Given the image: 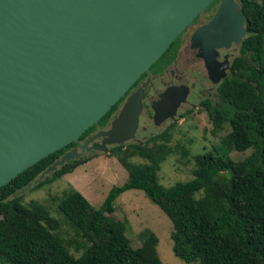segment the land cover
I'll use <instances>...</instances> for the list:
<instances>
[{"label":"trees","instance_id":"16d2710c","mask_svg":"<svg viewBox=\"0 0 264 264\" xmlns=\"http://www.w3.org/2000/svg\"><path fill=\"white\" fill-rule=\"evenodd\" d=\"M240 2L247 29L241 52H249L256 66L243 67V73L219 85L218 105L202 103L215 128L228 123L231 131L214 152L194 157V177L169 188L159 184L158 171L168 151L157 141L169 140L167 130L149 140L151 148L140 144L112 147L110 155L128 172V181L113 186L99 208L74 188L56 205L76 236L87 243L76 241L74 247L81 252L75 255L59 236L57 219L42 205L26 207L20 195L29 185L34 192L71 173L78 161L33 184L73 143L0 188V260L6 264H162L155 234L134 248L126 235L128 220L108 217L121 194L140 190L172 223V252L185 263L264 264V0ZM179 45L177 37L150 71L160 72L171 64ZM121 101L79 140L105 127ZM247 150L250 154L241 161L229 157L230 151ZM135 156L146 162H130Z\"/></svg>","mask_w":264,"mask_h":264},{"label":"water","instance_id":"95a60500","mask_svg":"<svg viewBox=\"0 0 264 264\" xmlns=\"http://www.w3.org/2000/svg\"><path fill=\"white\" fill-rule=\"evenodd\" d=\"M213 1L0 0V188L78 144ZM231 8L233 0H221L194 38L209 43L222 23L230 31ZM213 62L206 60V68L215 82ZM187 94L184 86L160 95L159 106L172 103L168 114L153 107L154 123L173 118ZM143 98L141 89L131 93L109 129L93 135L80 153L64 154L33 184L78 159L95 139L102 142L92 149L104 152L134 140Z\"/></svg>","mask_w":264,"mask_h":264},{"label":"rangeland","instance_id":"374dc122","mask_svg":"<svg viewBox=\"0 0 264 264\" xmlns=\"http://www.w3.org/2000/svg\"><path fill=\"white\" fill-rule=\"evenodd\" d=\"M183 59L179 62L177 70L187 74V78L192 84L194 80L191 67L186 68ZM203 86L208 89L209 84L204 81ZM190 101L198 104V100L190 99ZM180 113L181 116L176 121L166 122L161 126L156 125L149 117H143L137 137L139 142L136 144L151 148L153 142H149V140L152 136L168 131V141L163 139L157 141V145H164L168 151L158 171V182L166 188L178 182L191 180L196 168L194 157L214 152V148L220 147L222 139L231 131L228 123L215 128L205 108L200 105H196L193 109L191 106H184ZM77 145L79 147L80 142ZM93 150L94 154L96 152L97 154L84 160L71 173L64 175L59 180L34 192L29 189L20 192L22 203L26 207L42 205L52 217L57 219L60 224L57 232L65 243L69 244L70 252L75 255L81 252V249L76 251L75 242H80L84 246L87 243L81 237L76 236L62 215L59 214L56 207L58 201L69 189L74 188L94 208H99L113 186H120L129 179L128 172L116 157L110 155L109 148L107 152ZM250 152V150L245 152L230 151L229 157L237 162L247 157ZM129 161L134 164L146 162L138 156L130 158ZM108 217L119 221L124 218L128 220L126 235L134 248H139L147 235L155 234L158 238L156 251L162 264H198V260L185 263L174 255L170 239L172 223L156 205L148 200L143 191L129 190L121 194L115 201V212ZM0 264L6 263L0 260Z\"/></svg>","mask_w":264,"mask_h":264},{"label":"flooded vegetation","instance_id":"af4514ba","mask_svg":"<svg viewBox=\"0 0 264 264\" xmlns=\"http://www.w3.org/2000/svg\"><path fill=\"white\" fill-rule=\"evenodd\" d=\"M233 4L234 8H231V14L233 15L235 23L229 29L230 31L226 30L222 23L216 28L214 39H211L209 43H206L202 39L194 38L197 29L206 26L217 14L221 6V0H216L214 4H210L211 6H209L202 14L196 17L193 24L189 28H187L178 36L180 38V45L177 50L176 57L172 63L160 72H151L149 69L148 74H143L125 94L124 98L121 99L122 101L119 103L117 111L114 112L108 124L105 127L97 128L93 133L89 134L84 139L79 140L80 144L84 145L96 133L109 129L110 121H112L113 118L118 114L127 97L131 93L136 92L138 89L143 91L144 98L142 100V111L139 116L138 128L135 133V138L134 140L119 146H126L128 144H136L139 142L137 137L139 135V129L141 125L140 122L142 121L143 117H149L152 121H154L155 111L153 107L159 106L160 95H162L168 89L182 88L185 86L188 88V94L186 96L185 102L181 103L176 108L175 112L173 113V118H167L161 124H159L160 126L166 122L176 121V119L181 116L180 111L184 106L187 107L188 105L191 106V109H193L196 107V105H200L201 107L202 103H205L206 101H210L215 106L218 105L219 99L217 88L219 85L225 79H232L236 74L243 73V67L249 68L251 64L256 66V63L251 59L249 52H241L243 42L247 37L246 18L244 16L242 3L240 0H233ZM225 18L224 15H222V19L225 20ZM213 44H216V46H213ZM210 58L214 59L213 70L215 75L213 79L215 82H212L209 78L206 68V60H210ZM182 59L186 68L191 67V74L194 80L192 84H190L187 74L177 70V66ZM204 81L209 84L208 89L204 88ZM178 94V92H175V98L178 96ZM190 99L198 100V104L191 103ZM170 103L172 102H167L163 106L160 105L161 107H159L168 114L170 110ZM101 142V138L89 142L85 148V152L78 159L71 160L64 165L70 167L71 163L77 161L80 165L87 158L97 154V152L94 154L95 151L92 149L93 144L98 143L99 145ZM77 146L78 145L75 143V145L71 146L66 152L63 153V155L75 148L77 149V152L80 153V146ZM112 147L115 146H110L109 150Z\"/></svg>","mask_w":264,"mask_h":264},{"label":"bare ground","instance_id":"6f19581e","mask_svg":"<svg viewBox=\"0 0 264 264\" xmlns=\"http://www.w3.org/2000/svg\"><path fill=\"white\" fill-rule=\"evenodd\" d=\"M160 107H161V106H160ZM160 107H159V108H160ZM159 111H162L161 108L159 109ZM162 112H163V111H162ZM165 112H166V111H164V114H165ZM166 113H167V112H166Z\"/></svg>","mask_w":264,"mask_h":264}]
</instances>
